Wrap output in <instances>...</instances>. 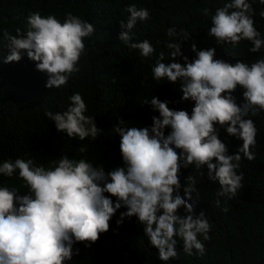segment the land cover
Segmentation results:
<instances>
[{"label": "clouds", "instance_id": "clouds-1", "mask_svg": "<svg viewBox=\"0 0 264 264\" xmlns=\"http://www.w3.org/2000/svg\"><path fill=\"white\" fill-rule=\"evenodd\" d=\"M203 11L205 16L209 14L208 9ZM127 12L130 15L120 27L128 31H122L119 40L147 58L156 49L147 39L134 41L132 29L138 21L150 19V12L135 4L129 5ZM254 14L248 0H230L211 16L208 35L217 44L237 46L244 40L251 41L249 51L258 52L264 49V38L256 30ZM260 16L264 17V11ZM94 31L91 23L72 13H67L61 23L55 15L33 12L27 17L25 32L17 28V36H13L3 30L5 49L10 52L4 62H18L21 50H26L36 70L47 74L46 87L60 88L80 71L77 64L85 52L84 40ZM167 36L165 47L174 62H164L165 53L160 52L152 75L157 81H179L181 99L195 102L191 115L170 109L167 101L155 96L146 99L143 104L150 103L159 116L152 117L150 127H129L118 119L113 131L119 137L123 166L110 170L67 154L50 168L36 164L32 158L0 163V174L12 178L18 170V178L27 188L22 195L17 187H0V264H67L80 255L74 245L84 243L90 248L109 231L112 217L122 207L127 211L120 213L117 225H122L125 218L137 217L161 261L178 257V240L186 255H193L194 250L200 256L205 254V245L198 237L209 240L211 225L203 211L194 217L193 205L187 202L197 191L194 176L186 178L189 183L180 195V169L192 165L199 171L206 166L208 179L221 186L217 197L231 200L244 187V174L238 170L242 159L256 158L252 149L258 132L254 121L245 117L264 111V58L251 65L243 61L233 64L216 59L215 48L198 50L193 43L196 56L189 61L182 54L181 42L190 35L170 27ZM177 37L180 42H176ZM177 57L184 64L175 62ZM237 87L243 89L244 103L239 105L233 95ZM86 111L81 94L74 93L66 110L46 111L45 115L68 138L94 141L103 130L96 126L94 117L85 115ZM217 124L229 136L243 141L235 154H229L219 139ZM166 128L171 129L167 135ZM78 150L86 153L87 145ZM110 197L116 198L115 203ZM215 205L220 207L221 200L217 199ZM181 207L187 215L178 214ZM221 210L227 212L228 208Z\"/></svg>", "mask_w": 264, "mask_h": 264}, {"label": "trees", "instance_id": "trees-1", "mask_svg": "<svg viewBox=\"0 0 264 264\" xmlns=\"http://www.w3.org/2000/svg\"><path fill=\"white\" fill-rule=\"evenodd\" d=\"M227 2L230 0H0V163L8 159L32 158L36 164L50 168L54 167V161L67 154L70 158H85L94 166L103 165L106 170L123 166L119 137L113 131L119 118L129 127H150L152 117H158L159 113L150 103L143 102L152 96L167 101L170 109L185 110L189 115L194 107V101L181 99L179 81L176 84L166 78L157 81L152 75L160 52L165 53L164 62H174L169 57L170 50L165 47L169 42L168 28L190 35L181 42L182 54L189 61L196 56L193 43L198 50L215 48L216 59L233 64L243 61L251 65L264 58V49L255 53L249 51L253 47L251 41L244 40L237 46L217 44L215 38L208 35L211 16ZM248 2L255 13L252 18L256 30L264 38V17L260 16L264 3L260 0ZM132 4L150 12V19L138 21L132 29L134 41L147 39L156 49L147 58L119 40L120 33L128 31L120 27V22L127 21L130 15L127 7ZM204 9L209 10L207 16ZM36 11L42 16L55 15L61 23L67 13H72L95 29L93 35L84 40L85 52L77 64L80 71L60 88L46 87L47 74L36 70L26 50H21L18 62H4L10 52L5 49L3 30L13 36H17V28L25 32L27 17ZM180 39L177 37L176 42ZM175 62L184 64L181 57ZM74 93H80L84 99L85 115L94 117L96 126L103 130L94 141L68 138L66 133L57 131L55 123L45 115L46 111L66 110ZM233 95L238 105L244 103L242 88L237 87ZM245 118H251L258 130L257 144L252 149L256 158L252 161L242 159L238 172L244 174V187L233 199L217 197L221 186L218 181L208 179L206 166L199 171L192 165L180 169V195H184L183 187L189 183L186 178L194 176L197 191L187 202L193 205L194 217L203 211L211 225L209 240L198 237L205 245L203 256L195 254V250L193 255H186L182 241L178 240V257L161 261L137 217L125 218L122 225H117L120 213L127 211L122 207L112 217L109 231L101 234L90 248L84 243L74 245L80 249V255L67 264H264V111ZM216 128L229 154H235L243 141L229 136L218 124ZM170 131L166 128L165 135ZM84 145H87V152L82 154L78 149ZM201 171L203 176L199 175ZM5 185L19 188L22 195L27 191L18 178V170L12 178L0 174V187ZM110 198L115 203L116 198ZM217 199L221 200L220 207L215 205ZM224 207L228 208L227 212L221 210ZM178 214L187 215L183 207Z\"/></svg>", "mask_w": 264, "mask_h": 264}]
</instances>
